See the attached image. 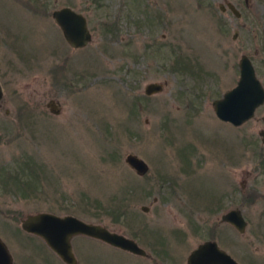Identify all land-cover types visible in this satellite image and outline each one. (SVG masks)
<instances>
[{
  "label": "rangeland",
  "instance_id": "374dc122",
  "mask_svg": "<svg viewBox=\"0 0 264 264\" xmlns=\"http://www.w3.org/2000/svg\"><path fill=\"white\" fill-rule=\"evenodd\" d=\"M248 1L231 17L224 0H0V236L14 264H66L20 227L39 211L104 224L154 257L78 234V264H181L211 231L240 264H264V103L239 126L211 105L242 53L264 85V0ZM63 5L87 17L85 46L54 22ZM150 81L163 89L146 94ZM230 207L243 232L219 221Z\"/></svg>",
  "mask_w": 264,
  "mask_h": 264
},
{
  "label": "water",
  "instance_id": "95a60500",
  "mask_svg": "<svg viewBox=\"0 0 264 264\" xmlns=\"http://www.w3.org/2000/svg\"><path fill=\"white\" fill-rule=\"evenodd\" d=\"M229 6L231 7V4ZM52 18L71 47H83L91 40L92 35L87 18L82 12L76 11L69 5H63L52 11ZM238 70L239 74L235 84L226 89L220 97L212 99L211 102L215 115L220 120L234 126H239L251 118L255 114L256 108L264 103V85L257 76L251 58L246 53H242L239 57ZM162 89L163 83L159 81H150L144 87L146 94ZM2 95L3 87L0 82V98ZM46 106L52 113L56 114L60 111V102L55 98L49 99ZM262 118L264 120V114ZM263 133L264 131H261V134ZM125 161L138 174L146 173L149 168L143 158L133 153H128L125 156ZM141 208L147 209L145 205ZM221 219L232 223L241 232L245 229L246 221L238 207L224 212ZM21 227L41 236L66 264H78L71 244V238L78 234L100 239L134 254H147L146 249L139 245L134 238L112 230L104 224L86 221L72 214L60 215L49 211H39L23 218ZM0 264H13L12 254L1 236ZM185 264H239V262L220 248L214 240H209L193 249Z\"/></svg>",
  "mask_w": 264,
  "mask_h": 264
},
{
  "label": "flooded vegetation",
  "instance_id": "af4514ba",
  "mask_svg": "<svg viewBox=\"0 0 264 264\" xmlns=\"http://www.w3.org/2000/svg\"><path fill=\"white\" fill-rule=\"evenodd\" d=\"M224 2L225 3H219V5H218V7H219V10H221V11H224L225 9H228L229 10V13L231 14V17L232 16H235V17H241L242 15H244V16H248V9L247 8H249L250 6H249V1L247 0V1H243V3H240L241 4V6H240V4L239 3H236L235 1H233V0H224ZM229 4H231V7L229 6ZM243 5V6H242ZM235 10H236V12H235ZM87 18V17H86ZM87 23H88V20H87ZM91 31V30H90ZM235 36V35H234ZM262 105V104H261ZM259 107V106H258ZM257 107V108H258ZM256 108V109H257ZM256 111V110H255ZM263 114H264V112H263ZM263 114L261 115V118H262V116H263ZM255 115V114H254ZM253 115V116H254ZM252 116V117H253ZM251 117V118H252ZM262 120H263V118H262ZM223 121V120H222ZM224 122H226V121H224ZM263 122H264V120H263ZM229 123V122H228ZM231 124V123H230ZM261 131H264V129H261L260 131H259V134H260V136H261V142H263L264 143V139H263V137H264V133L263 134H261ZM148 167H149V165H148ZM231 208H233V207H230V208H228V209H226L225 211H223V212H221V214H220V219H219V221L220 222H225V223H228L230 226H232V227H234L235 228V226L232 224V223H230V222H228V221H225V220H222L221 219V216H222V214L224 213V212H226L227 210H229V209H231ZM239 208V207H238ZM240 210H241V213H242V215H243V210L241 209V208H239ZM243 217H244V219H245V221H246V224H245V227H246V225H247V219L245 218V216L243 215ZM218 225H217V222H214V224L211 226V228L210 229H215L216 227H217ZM20 227H21V222H20ZM22 228V227H21ZM23 229V228H22ZM236 229V228H235ZM24 230V229H23ZM24 231H26V230H24ZM239 231V230H238ZM244 231V230H243ZM242 231V232H243ZM27 233H30V234H33L35 237L37 236V237H39V239L43 242V243H45L46 245H47V243L44 241V239L41 237V236H39V235H37V234H35V233H33V232H29V231H26ZM215 232V231H214ZM239 232H241V231H239ZM211 233V234H210ZM209 233V235L207 236V238H205V239H202L201 241H198V242H196L195 243V246L194 247H192V248H190V250L188 251V253L186 254V257H185V260H184V262L183 263H181V264H185V262H186V260H187V258H188V256H189V254L192 252V250L193 249H195V248H197L200 244H202V243H204L205 241H209V240H214L216 243H217V245L220 247V248H222V249H224L226 252H228L229 254H231L229 251H227L224 247H222L220 244H219V239L217 238V237H215V234L214 235H212L213 233H212V231ZM223 239V238H222ZM226 240H227V242L231 245V244H233V241H232V237H227V238H225ZM39 242V241H38ZM39 244H41L40 242H39ZM47 247L49 248V249H51L48 245H47ZM165 249H166V253L168 252V245L166 244L165 246ZM117 248V247H116ZM120 249V248H119ZM52 250V249H51ZM123 250V249H122ZM52 252L53 253H55L53 250H52ZM147 252V251H146ZM159 252V251H158ZM158 252L156 253V254H158ZM162 253H165L164 251H162ZM56 254V253H55ZM75 254V253H74ZM134 254V253H133ZM57 255V254H56ZM136 255H138V254H136ZM234 258H235V256L233 255V254H231ZM58 256V255H57ZM76 256V255H75ZM141 256H147L149 259H151V260H153L154 259V257L152 256V255H150V254H148V252H147V254L146 255H141ZM59 257V256H58ZM60 258V257H59ZM77 259V258H76ZM157 259V258H156ZM236 259V258H235ZM60 260H62L61 258H60ZM237 260V259H236ZM63 261V260H62ZM238 261V260H237ZM64 262V261H63ZM239 262V261H238ZM65 263V262H64ZM77 263H78V261H77ZM161 263H164V262H156V264H161ZM14 264V263H13ZM240 264V263H239ZM259 264H261V263H259Z\"/></svg>",
  "mask_w": 264,
  "mask_h": 264
}]
</instances>
